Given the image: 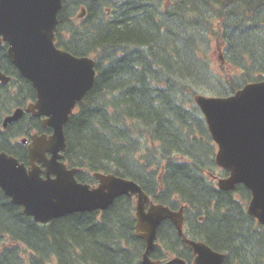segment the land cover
I'll use <instances>...</instances> for the list:
<instances>
[{"label": "trees", "instance_id": "obj_1", "mask_svg": "<svg viewBox=\"0 0 264 264\" xmlns=\"http://www.w3.org/2000/svg\"><path fill=\"white\" fill-rule=\"evenodd\" d=\"M85 8L82 18H77ZM55 43L92 56L95 79L64 125L63 160L80 182L94 171L136 181L155 202L184 204V231L225 254L222 264H264V225L246 211L249 189L217 188L215 144L194 95L228 96L264 80V0H61ZM219 47L215 67L210 53ZM213 47V46H212ZM0 43V151L26 162L17 137L49 132L39 118L1 119L35 98ZM134 198L102 211L38 223L0 188V264H143ZM153 259L192 254L169 220Z\"/></svg>", "mask_w": 264, "mask_h": 264}, {"label": "water", "instance_id": "obj_2", "mask_svg": "<svg viewBox=\"0 0 264 264\" xmlns=\"http://www.w3.org/2000/svg\"><path fill=\"white\" fill-rule=\"evenodd\" d=\"M60 6L61 0H0V42L7 43V56L36 90L35 101L5 116L3 125L30 111L43 115V126L52 129L50 134L33 133L28 143L21 139L27 143V165L0 152V187L42 223L72 212L104 209L122 194L135 195L136 235L145 241L143 264H186L177 256L163 263L149 257L164 219L192 250L191 264H222L223 253L184 234L183 207L172 210L151 202L146 209L148 195L134 180L95 172L99 183L90 187L75 179L76 167L67 169L60 159L66 146L64 124L95 79L93 58L55 45ZM83 14L81 8L78 16ZM0 80L6 82L9 76L0 71ZM194 101L217 144L215 162L228 172L218 187L230 190L243 183L251 192L247 212L264 225V80L248 82L229 96L195 94Z\"/></svg>", "mask_w": 264, "mask_h": 264}, {"label": "flooded vegetation", "instance_id": "obj_3", "mask_svg": "<svg viewBox=\"0 0 264 264\" xmlns=\"http://www.w3.org/2000/svg\"><path fill=\"white\" fill-rule=\"evenodd\" d=\"M5 83H6V82H5ZM5 83L2 82V81L0 80V85H1V84H5ZM29 101H33V100H29ZM29 101H27V102H29ZM27 102H26V103H27ZM26 103H25V104H26ZM25 104H24V105H25ZM24 105H23V106H24ZM24 115H27V116H29V117H37V118H39V120H41V116L33 115V114L30 113V112H27V113H25ZM15 122H16V120L13 121V122H9V123H7V124H6V127H7V125L12 124V123H15ZM40 123H41V121H40ZM1 125H2V121H1ZM41 125H42V124H41ZM6 127H5V128H6ZM42 127H43V126H42ZM44 128H45V127H44ZM26 137L29 138V135H26ZM16 140H17V138L14 139V141H16ZM23 145H24L25 148H26V144H23ZM26 151H27V150H26ZM26 159H27V153H26ZM213 178H214V177H213ZM93 183H96V180H95ZM93 183H92V184H93ZM134 225H135V223H134ZM134 235H135L137 238L141 239V240L144 242V240H143L141 237H139L138 235L135 234V231H134ZM157 242H158V241H157ZM157 245H158V244H157ZM156 248H157V246L155 247V249H156ZM155 249L152 250L151 252H154ZM151 252L149 253L150 257H151ZM170 257H172V256L169 255L167 258H165V259H160V260H161V261H165V260H168ZM151 258H152V257H151ZM186 263H187V260H186Z\"/></svg>", "mask_w": 264, "mask_h": 264}, {"label": "rangeland", "instance_id": "obj_4", "mask_svg": "<svg viewBox=\"0 0 264 264\" xmlns=\"http://www.w3.org/2000/svg\"><path fill=\"white\" fill-rule=\"evenodd\" d=\"M213 46V47H212ZM212 46H211V50H210V53H211V55H212V57H213V60H214V64H215V67L217 66V64L219 63V60H221L220 59V48L219 47H217L216 45H214V43H212ZM144 250H145V243H144V249H143V251L142 252H144ZM52 264H55V263H52Z\"/></svg>", "mask_w": 264, "mask_h": 264}]
</instances>
